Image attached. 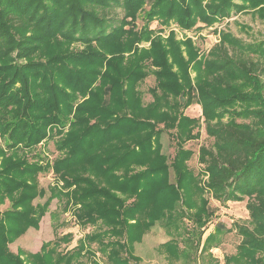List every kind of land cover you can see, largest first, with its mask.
Returning <instances> with one entry per match:
<instances>
[{"label":"trees","instance_id":"trees-1","mask_svg":"<svg viewBox=\"0 0 264 264\" xmlns=\"http://www.w3.org/2000/svg\"><path fill=\"white\" fill-rule=\"evenodd\" d=\"M113 6L124 11L117 25L99 13ZM239 13L264 19V0H0V207L10 203L0 208V264H75L82 253L93 255L85 242L113 264H137L133 245L158 223L168 229L182 222V206L200 229L212 212L206 199L199 206L191 199L202 192L186 164L192 152L180 150L169 165L161 142L164 129L177 128L181 144L195 138L198 118L184 113L195 104L214 140L200 157L208 187L224 202L249 199L250 219L235 225L242 240L226 264H264V41L224 32L201 57L191 40L173 32L164 39L150 29L154 20L184 30L211 27ZM150 75L156 84L145 103L139 87ZM51 138L63 188L34 205L46 194L38 176L50 167L21 152ZM54 198L64 199L65 210L77 208L80 226L99 232L72 253L53 248L70 243L72 234L29 259L12 252L13 242L39 228ZM165 245L174 257L189 256Z\"/></svg>","mask_w":264,"mask_h":264},{"label":"rangeland","instance_id":"rangeland-1","mask_svg":"<svg viewBox=\"0 0 264 264\" xmlns=\"http://www.w3.org/2000/svg\"><path fill=\"white\" fill-rule=\"evenodd\" d=\"M148 9L149 6L145 8L146 11ZM99 13L106 15L113 22V25H117L120 21L119 19L124 15L123 9L118 6H113L106 11L99 10ZM144 23L145 14L141 12L137 25L141 28ZM150 29L164 39H167L170 33L173 32L180 41L191 40L201 57L209 55L214 46L220 43L224 32H230L246 43L264 41V19H260L251 13L236 14L231 18L215 23L211 27L198 23L192 30H184L175 23H171L169 26H162L158 20H154L150 24ZM149 46L150 42L139 44L141 48H148ZM74 48L83 49V46L74 45ZM155 84L156 79L153 75H150L140 84L139 89L145 103L152 102L150 89ZM184 113L188 117L198 118L197 126L192 132L195 138L181 144L179 142V137L181 138V136L177 128L164 129L161 137L162 153L168 157V163L171 165L180 150L192 152V156L186 161V164L197 178V184L202 192L194 190L191 199L197 206H199L202 198L206 199L212 216L207 221L205 220V224L199 229L192 220V213L186 211V208L182 206L180 210H183L186 214L182 222L168 229L163 227L162 223H158L150 230L145 231L141 240L133 245L130 255L132 254L138 258L137 264H226L227 257L236 254L237 247L242 240L235 225L237 223H247L250 219L247 208L248 198L244 197L239 201L229 200L224 202L217 199L213 191L208 187L209 173L200 157L204 147L207 149L213 148L214 140L209 137L207 123L202 117V110L199 105L190 106ZM239 121L241 122V120ZM160 128L163 129L164 126L160 125ZM55 142L56 139L51 138L33 151L21 152V154L24 153L28 157L31 163L36 162L38 160L37 157H39L42 159L41 164L49 165L50 167L47 172L38 176L39 187L46 194L43 197H38L33 202L34 205L44 204L51 196L50 189L58 187L59 190H62L61 188H63V181L56 176L53 170V163L60 156L55 148ZM3 145V141L0 138V147ZM172 172L174 173V171ZM173 173H171V180L174 182L176 174ZM65 205L64 199H52L48 211L40 220L39 228H30L22 237L10 245L11 251L21 253L24 258L29 259L31 254L40 252L44 244L53 243L65 235L72 234L73 237L70 243L62 242L61 244L56 243L53 245L58 254L72 253L76 251L79 242L85 239L88 234L99 232L98 226H80L74 214L77 208L69 205L65 210ZM0 208L5 211L10 208V203L7 201ZM198 233H201L199 246L196 245ZM210 236H213V240L210 241L212 248L207 252L201 253L205 240ZM168 241L176 246L179 251L185 249L189 256L174 257L170 255L165 245ZM85 244L89 245L88 249L93 252V255L89 256V254L82 253L80 257L75 259V264H93L94 261L99 264H113L107 259V256L101 254L98 245H90L87 242ZM123 256H127V254L124 253Z\"/></svg>","mask_w":264,"mask_h":264}]
</instances>
